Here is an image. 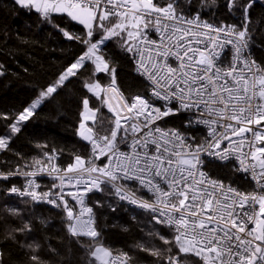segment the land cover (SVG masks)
<instances>
[{"label": "snow or ice", "instance_id": "1", "mask_svg": "<svg viewBox=\"0 0 264 264\" xmlns=\"http://www.w3.org/2000/svg\"><path fill=\"white\" fill-rule=\"evenodd\" d=\"M16 3L34 9L48 22L53 14H61L83 25V36L63 28L60 31L85 48L56 82L43 88L30 106L12 119L9 133L0 137V150L8 149L12 134L20 133L23 122L35 116L42 104L54 102L58 89L70 76L87 73L83 87L115 119L107 135L97 136L85 122L95 123L100 109L91 107L90 98L83 96V121L78 131L91 145L92 157L77 155L74 163L62 170L51 163L55 155L50 150L44 154L47 162L37 159L32 165H25L27 170L23 173L19 165L0 170V180L19 175L26 178L23 187L7 186L6 194L26 197V205L48 204L59 209L72 237H87L99 243L101 233L93 207L86 201L89 193L110 188L120 200L152 212L156 224L175 230L172 240L160 236L164 244L172 243L178 248L176 255L167 257L166 264H182L179 253L201 257L205 264H264V193L226 188L222 180L202 171L201 160L202 153L221 161L235 156L245 172L252 170L257 183L264 181V67L250 60L245 51L251 39L248 25L255 0H197L199 10L195 11L191 0H166L163 4L159 0ZM220 9L239 13L241 23H209L201 18L202 12L212 17ZM151 32L158 38L151 39ZM113 38H119L121 48L132 55L137 71L150 82L149 97L136 96L131 103L124 100L116 84L114 62L105 50L106 42ZM227 46H231V59L225 56ZM101 73L110 77L107 85L97 78ZM180 112L190 114L187 125H206L211 141L193 146L180 130H167L156 123ZM0 119H8V115L0 114ZM253 125L257 130H253ZM218 128L226 131L218 132ZM129 131L133 134L131 142L127 140ZM249 132L251 137L246 135ZM121 144H126L128 150H122ZM100 158L106 159L97 165L95 160ZM46 170L56 183L47 191H40L35 178ZM132 182L155 199L136 198L126 187ZM40 223L46 221L41 218ZM33 231L32 219L21 216L7 235L16 239L14 233ZM91 255L100 264H133L129 254L113 257L112 251L102 244L94 247ZM31 259L39 261L36 255Z\"/></svg>", "mask_w": 264, "mask_h": 264}, {"label": "trees", "instance_id": "2", "mask_svg": "<svg viewBox=\"0 0 264 264\" xmlns=\"http://www.w3.org/2000/svg\"><path fill=\"white\" fill-rule=\"evenodd\" d=\"M159 2L163 4L166 0ZM179 2L186 3V0ZM191 5L194 11L199 10L197 0H191ZM201 18H206L209 23H241L239 13H229L224 9L212 17L202 12ZM61 28L81 36L86 32L85 28L65 15L53 14L51 22H48L33 9L24 8L14 0H0V114L8 115V119H0V137L9 133L8 125L12 119L29 107L43 88L56 82L82 55L85 45L68 40ZM248 28L251 36L248 46L254 61L264 67V0H255ZM118 40H109L105 50L114 62L112 66L116 68L119 91L129 103L136 96L148 97L147 83L137 72L132 55L121 48ZM87 75L72 76L58 89L54 102H45L37 114L22 126L20 133L12 134L8 149L0 150L2 170L19 165L22 173L27 170L25 165H32L37 159L47 162L44 154L50 150H54L55 155L51 163L62 170L74 163L77 155L89 158V144L79 137L78 131L83 111L82 97L87 95L91 107L100 109L98 119L92 125L97 136L110 132L115 117L91 93H87L83 87ZM97 78L103 85L110 82V77L103 73ZM192 133L199 135L196 131ZM130 136L129 131L127 139ZM206 170L213 179L222 180L224 185L242 192H253L252 185L239 175L234 166L207 163ZM11 184L19 185V180H0V259L3 264H100L91 255V250L101 244L111 250L113 256L129 254L133 264H166L167 257L178 253V248L172 243L164 244L160 240L161 235L172 240L175 230L156 224L149 213L125 207L113 198L110 188L87 199L88 205L93 207L101 233L97 243L72 237L59 209L42 204L26 205L24 201L9 197L5 189ZM12 209L23 211L13 213ZM21 216L32 219L34 231L14 233L16 239H12L7 234L17 226ZM41 218L46 223L41 224ZM29 244L34 247L29 248ZM33 255L39 257L38 262L32 261ZM178 259L185 264H200V259L193 254L179 253Z\"/></svg>", "mask_w": 264, "mask_h": 264}, {"label": "built area", "instance_id": "3", "mask_svg": "<svg viewBox=\"0 0 264 264\" xmlns=\"http://www.w3.org/2000/svg\"><path fill=\"white\" fill-rule=\"evenodd\" d=\"M150 38L151 39H157L158 36H157V34L155 32H151ZM245 51H246V54L248 55V58L250 60H254L253 55H252V52H251V49L249 48V46H248V48ZM225 56L228 59H231V46H227L226 47V49H225ZM223 58L224 57H222V59ZM135 66H136V70H137L136 63H135ZM139 75L147 83V85L149 87V94H150V82L146 79V77L142 76L140 73H139ZM148 97H149V95H148ZM189 118H191L189 113L180 112L177 115L169 116V117L165 118V120H163V121H157L156 123L159 124L164 129H167V130H177V129L180 130L181 133L185 134L186 137L190 138L188 142L191 143L193 146H195L197 144H204L206 142L211 141L212 137L209 134V128L206 125H203V124H199V125H187L186 122H187V120ZM175 120H178V121L181 122V127H179L176 124L178 121L176 123L173 122ZM138 123H140V122L138 121ZM151 127L154 128V127H156V125H152ZM251 127L253 128L254 131L257 130V128H256L255 125H253ZM261 128L264 129V127H262V126H261ZM184 129H186L189 132H192V131L199 132L198 133L199 135H197V136H201V138H202L201 139V142L200 143H196L192 139V137L190 136V134L186 130H184ZM146 131H148V129H145V132ZM217 131L220 132V131H226V130L225 129H219L218 128ZM143 134L144 133H140V135H143ZM246 135L248 137H251L252 136V133L249 132ZM132 139H133V134L131 133V136L127 140H128V142H131ZM233 139L235 140L237 138L234 137ZM227 143H228L227 141H224V144H227ZM121 149L124 150V151H127L128 150L127 149V145L126 144H121ZM245 151H247V147H245ZM90 157H92V153H91V145L89 144V158ZM105 159L106 158H100L98 160H95V163L97 165H102L104 163ZM201 160L203 161L202 171L206 172V174L208 176L211 177L210 172L208 170H206V164L207 163H214V164H217V165H220V166H234L236 168V170L238 171L239 175L247 183L248 182L251 183V185L253 187V192H251V193H257V194L264 193V187H261V184H264V181H261V183H257V181L252 178V170L249 169V171L245 172L242 169V167L239 165V162H238V160H236L235 156H231L228 161H221V160L218 159V157L210 156V155H207L206 153H202ZM247 162L248 161H246V163ZM0 170H2L1 166H0ZM257 171H259V170L257 169ZM37 177H39V178H41L43 180L41 183L38 182L40 184V191H47L48 188H49V186H51L53 183H56V181L53 179V177L48 175L47 170L45 172L41 173L40 175H38ZM37 177L35 179H37ZM11 178H14V179L19 180V183L20 182H22L23 184L26 183V178L23 175L14 176V177H11ZM228 186H230V185H225L226 188ZM126 187L131 188V190L135 193L136 198H144V199H150V200H154L155 199V197H154V195L152 193L146 191L143 188H139V186L135 182H132L130 185H128ZM232 188H234V187H232ZM99 193H101V192L89 193V196L90 195H94V194H99ZM112 195H113V198L115 200H117L118 202L122 203V205H124L125 207H127L129 209L137 210V211H140V212L149 213L151 215H154L152 212H150L148 210H145V209H142V208H140L136 204L129 203L128 200H120L119 199V196L114 192V190H112ZM8 196L11 197V198L20 200V201H24L25 199H27L26 197H19V196H16L14 194H8ZM68 199L71 201V198L70 197ZM42 205L46 206L47 208L56 209V208H53L52 206H50L48 204H42ZM249 227H252V225L249 224ZM84 238L89 239L87 237H84ZM113 257H115V256H113ZM197 258L200 259V264H205V261L203 259H201L200 257H197ZM182 264H185V263L182 261Z\"/></svg>", "mask_w": 264, "mask_h": 264}, {"label": "bare ground", "instance_id": "4", "mask_svg": "<svg viewBox=\"0 0 264 264\" xmlns=\"http://www.w3.org/2000/svg\"><path fill=\"white\" fill-rule=\"evenodd\" d=\"M179 127H181V122H177L176 123ZM184 130H186V129H184ZM187 131V130H186ZM189 134H190V136L192 137V139L196 142V143H200L201 142V136H197V135H194L192 132H189V131H187ZM0 166H1V162H0ZM23 173V172H22ZM37 182H42L43 180L41 179V178H39V177H37ZM248 183H250V182H248ZM251 184V183H250ZM17 187H23L24 186V184L22 183V182H20L19 183V185H16ZM117 201V200H116ZM120 203V202H119ZM122 204V203H121ZM81 239H86V238H84V237H81ZM86 240H90V239H86Z\"/></svg>", "mask_w": 264, "mask_h": 264}, {"label": "rangeland", "instance_id": "5", "mask_svg": "<svg viewBox=\"0 0 264 264\" xmlns=\"http://www.w3.org/2000/svg\"><path fill=\"white\" fill-rule=\"evenodd\" d=\"M74 22L77 23L76 21H74ZM77 24H79V23H77ZM79 25H81V24H79ZM81 26L84 28L83 25H81ZM107 42H108V41H107ZM107 42H106V43H107ZM71 77H72V76H70L67 80H69ZM67 80H66V81H67ZM66 81H65V82H66ZM65 82H64V83H65ZM89 104H90V101H89ZM42 105H43V104H42ZM42 105H41V106H42ZM41 106H40V107H41ZM90 106H91V104H90ZM40 107H39V108H40ZM39 108H38V109H39ZM38 109H37V110H38ZM37 110H36V111H37ZM96 117H97V118H96V121H97V119H98V112L96 113ZM82 121H83V116H81V122H82ZM96 121H95V123H96ZM26 122H27V121H26ZM26 122H23V125H24ZM95 123H93V121L89 120V121H86V122H85V125H86V127H88V126H91V127H92V125H94ZM122 131H123V129H122ZM79 137L81 138L80 135H79ZM81 139H82V138H81ZM82 140H83V139H82ZM83 141H84L85 143L89 144L88 141H85V140H83ZM257 146H258V145H257ZM258 170H259V169H258ZM16 200H17V199H16ZM189 254H190V253H189ZM196 257H197V256H196ZM200 258H201V257H200Z\"/></svg>", "mask_w": 264, "mask_h": 264}, {"label": "crops", "instance_id": "6", "mask_svg": "<svg viewBox=\"0 0 264 264\" xmlns=\"http://www.w3.org/2000/svg\"><path fill=\"white\" fill-rule=\"evenodd\" d=\"M16 2V0H14ZM34 10V9H33ZM35 11V10H34ZM57 15H61V14H57Z\"/></svg>", "mask_w": 264, "mask_h": 264}]
</instances>
